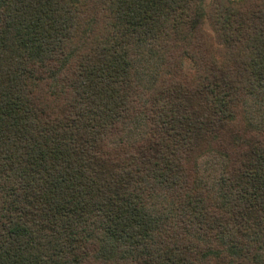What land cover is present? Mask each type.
I'll return each mask as SVG.
<instances>
[{
  "label": "trees",
  "instance_id": "1",
  "mask_svg": "<svg viewBox=\"0 0 264 264\" xmlns=\"http://www.w3.org/2000/svg\"><path fill=\"white\" fill-rule=\"evenodd\" d=\"M0 264H264V0H0Z\"/></svg>",
  "mask_w": 264,
  "mask_h": 264
}]
</instances>
